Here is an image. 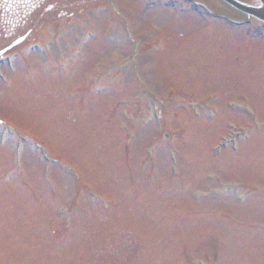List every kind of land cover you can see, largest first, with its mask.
<instances>
[{"label":"rangeland","instance_id":"1","mask_svg":"<svg viewBox=\"0 0 264 264\" xmlns=\"http://www.w3.org/2000/svg\"><path fill=\"white\" fill-rule=\"evenodd\" d=\"M102 1L57 0L59 5L72 4L71 12L76 17L74 26L60 40L54 38L56 28L54 23H48L51 19L43 18L35 24L39 16L36 11L15 33L19 37L32 27L33 43L23 45L9 55V60L0 63L6 78L0 82V118L24 134L33 135L31 145L25 147L35 148L33 153L39 159L44 148L50 155L49 161L42 164L48 186L43 189L38 175L40 164L33 154L24 156L25 152L19 165L24 167L32 186L30 192L27 186L21 192L17 187L24 182L14 169L8 168L12 161L6 148L0 146V264H76L85 259L90 260L86 264H189L190 259L203 263L207 261L205 256L211 260L218 252L221 264H263L264 248L260 242L263 234L260 233L259 241L258 233H248L238 225L244 223L247 228L255 221L264 224V209L254 199L235 202V198H226L214 189L225 182L264 188V46L252 41L254 36H260L258 40L264 38V31L245 25L238 31L241 35L232 32L238 39L231 38L224 35L226 32L217 33L213 29V33L206 32L194 14L175 13L174 8L165 9L161 4L143 0H111L113 10L117 6L126 11L124 16L132 22H140V29L134 32L142 41L150 42L158 36L157 32L151 31L152 35L149 31L154 26H161L171 37L156 54L131 56L129 51L133 52L134 47L125 42L127 38L116 41L114 32L102 40L105 45L93 39L85 45L80 43L88 27L97 29L98 37L102 36L101 28L109 21L110 9L105 8L92 19L85 11ZM209 3L218 8L213 0ZM62 22L57 31L65 28V21ZM6 41L0 37V50L10 43ZM75 42L81 53L69 60L65 69H59V58L67 60L71 50L65 44ZM23 52L22 58L16 56ZM131 58L136 68L125 64L121 74L115 76L111 72L116 78L110 82L111 95L108 92L91 95L106 100L90 96L85 103L80 101L85 109L77 104L76 87L82 88L88 81L100 83L99 71L111 70ZM138 77L152 89L154 101L158 97L164 104L167 99L175 115L185 114L187 119L180 117L184 119V129L177 118L174 122L183 129L182 138H173L179 154L171 152L166 156L167 149H160L155 171L148 181L151 174L148 169H124L123 158L136 163L143 158L145 146L152 139L135 138L128 147V155L112 137L111 122L106 125L107 130L101 127L105 117L115 111L116 100L128 95L123 94L118 84L128 90L129 86H138ZM174 98L180 101H173ZM185 102L189 105L184 111ZM118 119H114L116 125ZM96 121L98 134H92ZM249 127L250 132L240 131L241 138H235L232 129ZM222 142L226 146L220 148ZM53 159H59L60 165L51 163ZM14 164L17 168L16 155ZM175 165L177 177L169 178ZM76 175L89 189L83 188L85 193L79 197L78 214L74 208L67 212L68 205L64 207L60 219L69 221L65 233L66 238L70 237L67 241L62 239L63 245L56 251L51 245L48 220L59 222L54 210L76 196ZM50 186L57 188L59 196L51 194ZM170 188L174 190L173 196L159 198L158 191ZM125 190L130 194L140 191L142 201L129 204ZM91 198L99 199L93 208L87 205ZM106 199L118 200L120 210L107 211ZM126 201L128 208L122 209ZM97 208L105 213H99ZM186 208L187 213L181 215ZM197 210L221 211L226 218L192 215ZM129 232L139 238L135 242L137 250L134 243L120 238Z\"/></svg>","mask_w":264,"mask_h":264}]
</instances>
